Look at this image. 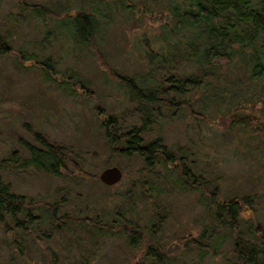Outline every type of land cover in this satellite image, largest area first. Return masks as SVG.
Listing matches in <instances>:
<instances>
[{"label":"rangeland","instance_id":"obj_1","mask_svg":"<svg viewBox=\"0 0 264 264\" xmlns=\"http://www.w3.org/2000/svg\"><path fill=\"white\" fill-rule=\"evenodd\" d=\"M25 1L42 2L53 10L72 8L74 4L89 8L85 0ZM130 2L134 3L132 7H119L112 13L110 22L98 31L96 44L101 60L112 72L137 80L147 70L144 37L151 41L167 17L160 10L163 7L152 0H144V5L137 0ZM69 17L63 16L65 24ZM57 28L62 31L54 35L49 19L22 12L17 0H0V35L11 51L19 46L26 52L49 57L52 62V69L42 73L39 62L29 59L18 64L12 54H0V160L13 153L18 163L27 156L25 142L39 145L32 136L35 131L49 141L70 147L79 155L70 157L92 176L68 172L71 167L67 163L65 170L51 174L5 161L0 177L14 193L26 199L54 202L55 215L66 211L129 220L152 239L151 252L160 256L155 261L148 258L144 239L137 237L130 245L127 237L119 234L120 228L95 231L89 223L67 220L55 228L56 223L46 218L42 205L35 204L30 208V225L26 223L30 232L18 237L22 254L18 253L12 232L4 233L0 227V264H133L139 259L145 264H220L230 254L232 239L227 232L224 236L218 234L222 226L213 221L209 212L212 208H205L206 199L198 189L170 179L167 185L171 191L156 194L149 187L141 194L127 190L140 162L120 157L111 148L100 120L112 115L123 129L138 125L134 101L117 77H109L93 50L69 37L72 31L68 25ZM44 29L49 32L47 37L43 36ZM237 74L243 78L238 85L233 81L223 83L224 91L229 88V101L221 96V107L235 99L241 101L239 87L251 86L240 72ZM66 75H70L67 81ZM251 91L255 94L251 103L241 101L242 107L237 110L263 118L264 75L256 79ZM216 106L220 112L219 104L212 105L213 110L204 113L206 119H194L183 109L177 111L176 118L165 125L163 142L175 155L178 149L186 152L185 166H189L190 174L203 180L206 188L214 187L221 202L232 195L249 196L248 203L239 210L238 228L244 230V220L248 219L264 227V144L256 131L236 127L227 116L214 112ZM193 107L199 109L195 102ZM92 149L95 154H90ZM109 165L117 166L121 176L106 184L97 174ZM202 235L222 237L215 252L207 250L204 257L196 250ZM181 237H193L196 243H184ZM69 238L75 242L68 243Z\"/></svg>","mask_w":264,"mask_h":264},{"label":"trees","instance_id":"obj_2","mask_svg":"<svg viewBox=\"0 0 264 264\" xmlns=\"http://www.w3.org/2000/svg\"><path fill=\"white\" fill-rule=\"evenodd\" d=\"M85 1L89 6L87 10L83 9L82 4H74L71 8L59 2L60 6L64 4L67 7L53 10L42 2L17 0V3L22 12L35 14L43 20L49 19L54 35L62 31L57 26L68 25L72 31L69 37L93 50L109 77H117L116 81L126 87L129 97L134 101L133 112L139 120L138 125L131 124L129 128L123 129L112 115L100 120V125L107 142L120 157L136 158L140 162L133 170L127 190L141 194L149 187H153L151 189L156 194L161 190L171 191L167 185V180L170 182V179L198 189L206 199L203 203L205 208H212L209 212L213 221L222 226L218 234L224 236L227 232L232 239L230 254L224 256L220 264H264V227L248 219L244 220V230L238 228L239 210L241 205L248 203L249 196L232 195L224 203L221 202L214 187L206 188L203 180L190 174L189 166H185L186 152L178 149L174 151L175 155L163 142L165 125L176 118L177 111L183 109L184 113L194 119H206L204 113L212 111V105L219 104L220 112L218 106L214 112L227 116L236 127L256 131L264 144V117L260 118L252 113L240 114L237 110L242 107L241 101L251 103L255 97L251 91L252 84L264 75V0H152L163 7L160 10L164 11L167 20L159 25L151 41L144 37L143 52L147 70L138 75L137 80L112 72L101 60L96 44L98 31L110 22L112 13L119 7H132L134 3L130 0ZM137 2L144 5V0ZM70 9H73L72 13L69 12ZM65 15L70 16L68 24L63 19ZM48 33L44 29L43 36L47 37ZM3 37L0 35V54H12L18 64L29 59L39 62L42 73L52 69L49 57L38 56L32 51L26 52L19 46L11 51ZM238 72L251 86L239 87L237 95L242 96L241 101L235 99L230 105L221 107V96L229 101V88L224 91L223 83L233 81L238 85L243 80ZM233 74L235 76L230 78ZM68 78L70 75L65 76L66 81ZM70 82L75 83L74 80ZM194 102L200 110L194 109ZM32 136L39 145L25 142L23 147L27 156L15 163L16 155L11 153L8 158L0 160V167L6 166L5 161H11L22 168L30 165L47 173L59 174L61 169L65 170L67 163L71 167L68 172L92 176L83 172L70 157L72 154L79 157L70 147L49 141L40 132L33 131ZM144 197H148V194ZM35 204L42 205L47 213L46 218L56 223L55 228L66 220L81 225L89 223L95 231L107 232L112 231V228H120L122 233L119 234L125 235L130 245L137 237L144 239V252L148 253V258L154 260L160 256L158 252H151L152 248L149 246L152 239L143 235L142 229L138 230L129 220H109L66 211L55 215L54 202L26 199L22 194L14 193L8 182L0 177V227L4 233L12 232V239L20 254L22 249L18 237L30 232V208ZM221 238L202 235L201 242L196 244L198 255L204 257L207 250L214 253ZM189 240L196 243L193 237L183 238L184 243ZM67 242L73 243L75 239L69 238ZM133 264H145V261L139 259Z\"/></svg>","mask_w":264,"mask_h":264},{"label":"water","instance_id":"obj_3","mask_svg":"<svg viewBox=\"0 0 264 264\" xmlns=\"http://www.w3.org/2000/svg\"><path fill=\"white\" fill-rule=\"evenodd\" d=\"M94 149L90 150V154H95ZM121 176V170L115 165L103 167L97 174V178L106 184L117 181Z\"/></svg>","mask_w":264,"mask_h":264}]
</instances>
